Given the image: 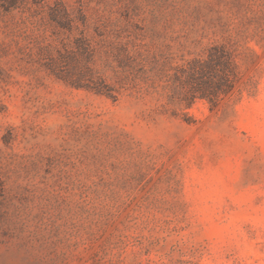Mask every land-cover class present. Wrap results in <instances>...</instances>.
Segmentation results:
<instances>
[{
  "label": "rangeland",
  "instance_id": "374dc122",
  "mask_svg": "<svg viewBox=\"0 0 264 264\" xmlns=\"http://www.w3.org/2000/svg\"><path fill=\"white\" fill-rule=\"evenodd\" d=\"M0 264H264V0H0Z\"/></svg>",
  "mask_w": 264,
  "mask_h": 264
},
{
  "label": "trees",
  "instance_id": "16d2710c",
  "mask_svg": "<svg viewBox=\"0 0 264 264\" xmlns=\"http://www.w3.org/2000/svg\"><path fill=\"white\" fill-rule=\"evenodd\" d=\"M191 67V76H194L196 85L190 92L187 106H191L196 98L206 99L213 104L231 88L235 65L225 46L212 47L208 59L197 60ZM207 71L208 77L203 79Z\"/></svg>",
  "mask_w": 264,
  "mask_h": 264
}]
</instances>
